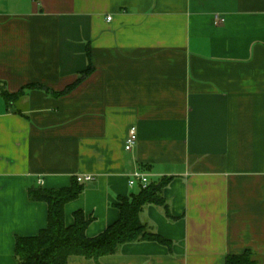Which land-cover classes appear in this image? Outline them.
I'll return each mask as SVG.
<instances>
[{
    "label": "crops",
    "instance_id": "0c3cea01",
    "mask_svg": "<svg viewBox=\"0 0 264 264\" xmlns=\"http://www.w3.org/2000/svg\"><path fill=\"white\" fill-rule=\"evenodd\" d=\"M138 172L166 182L141 220L167 242L68 264H264V0H0V264L48 226L31 189L91 175L65 220L95 237Z\"/></svg>",
    "mask_w": 264,
    "mask_h": 264
},
{
    "label": "trees",
    "instance_id": "16d2710c",
    "mask_svg": "<svg viewBox=\"0 0 264 264\" xmlns=\"http://www.w3.org/2000/svg\"><path fill=\"white\" fill-rule=\"evenodd\" d=\"M92 68L89 66L78 82L86 78ZM77 83L69 86L66 92L73 89ZM22 93L23 91L11 93L7 89L3 91L8 103ZM138 185L141 188L138 194L130 199L123 197L118 203L120 210L118 221L95 237L87 235L86 229L92 218H86L81 210L74 213L73 224H66L65 205L75 200L83 191V186L77 179L69 188L31 189L30 196L33 200L46 201L49 204L48 226L36 236L17 238L16 256L19 264H68L69 258L74 255L99 261L104 256L115 254L122 245L129 242L141 240L167 242V239L148 229L141 220V213L146 204L163 202L162 189L166 182L157 185L149 182L147 187ZM225 264H259V260L252 252L246 251L242 254L227 255Z\"/></svg>",
    "mask_w": 264,
    "mask_h": 264
},
{
    "label": "built area",
    "instance_id": "2783aa9c",
    "mask_svg": "<svg viewBox=\"0 0 264 264\" xmlns=\"http://www.w3.org/2000/svg\"><path fill=\"white\" fill-rule=\"evenodd\" d=\"M108 19L111 20L112 17H109ZM217 20L219 22H222V21H224V18L218 16ZM137 142H138V133H137L135 127H132L130 129L129 135H128L126 143H125V149L127 151H131ZM92 179H93V177L91 175L77 177V180L79 182L89 181ZM149 182L150 181H149V178L147 177V175H145L143 173H139V172L135 173L129 181L131 186L141 184L143 187H147L149 185Z\"/></svg>",
    "mask_w": 264,
    "mask_h": 264
}]
</instances>
